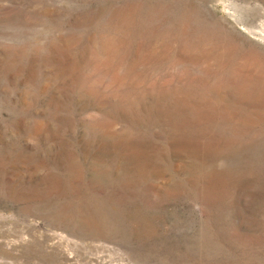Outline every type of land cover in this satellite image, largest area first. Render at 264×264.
<instances>
[{"label": "rangeland", "instance_id": "374dc122", "mask_svg": "<svg viewBox=\"0 0 264 264\" xmlns=\"http://www.w3.org/2000/svg\"><path fill=\"white\" fill-rule=\"evenodd\" d=\"M0 264H264V0H0Z\"/></svg>", "mask_w": 264, "mask_h": 264}]
</instances>
